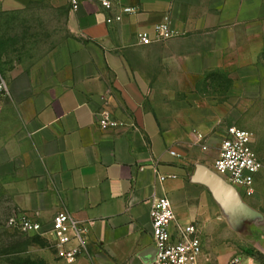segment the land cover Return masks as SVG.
I'll list each match as a JSON object with an SVG mask.
<instances>
[{
    "label": "crops",
    "instance_id": "1",
    "mask_svg": "<svg viewBox=\"0 0 264 264\" xmlns=\"http://www.w3.org/2000/svg\"><path fill=\"white\" fill-rule=\"evenodd\" d=\"M111 1L0 0V206L84 222L87 249L67 264H151L162 197L203 241L230 225L206 182L213 154L184 147L160 111L206 109L216 79L249 77L264 51V0ZM166 20L173 38L139 43ZM103 110L122 125L103 129Z\"/></svg>",
    "mask_w": 264,
    "mask_h": 264
},
{
    "label": "rangeland",
    "instance_id": "2",
    "mask_svg": "<svg viewBox=\"0 0 264 264\" xmlns=\"http://www.w3.org/2000/svg\"><path fill=\"white\" fill-rule=\"evenodd\" d=\"M216 80L221 83L214 88L218 91L208 93L215 103H209L206 109L161 110L164 130L187 149L211 153L215 160L229 127L253 133V147L263 163L255 176V193L248 196L226 190L224 207L230 225L206 236L201 264H233L237 258L264 264V51L254 74ZM7 220V206H0V264H67L58 257L52 240L8 227Z\"/></svg>",
    "mask_w": 264,
    "mask_h": 264
},
{
    "label": "built area",
    "instance_id": "3",
    "mask_svg": "<svg viewBox=\"0 0 264 264\" xmlns=\"http://www.w3.org/2000/svg\"><path fill=\"white\" fill-rule=\"evenodd\" d=\"M96 3L105 9L113 7L111 0H70L72 9L77 10L82 3ZM136 9L124 7L117 14L116 20H122L123 13H133ZM112 21V19H109ZM175 36L169 20L156 26V34L138 35L139 43L150 45ZM9 94V87L0 74V97ZM99 122L103 129L119 127L120 121L115 119L109 110L99 113ZM203 136H200V140ZM254 136L250 131L231 126L222 141L220 154L215 160L216 172L224 180L248 196L255 193V176L263 169V163L253 147ZM207 149V146H204ZM173 155L180 156L176 151ZM167 177L160 176L161 181ZM152 237L155 256L151 264H201L204 256V241L198 223H176L177 215L168 197L156 200L151 209ZM7 226L26 232L36 233L54 242L60 259L75 263L87 249V225L68 212L57 214L50 226L34 220L25 213H17L7 220ZM233 264H261L254 260L235 259Z\"/></svg>",
    "mask_w": 264,
    "mask_h": 264
},
{
    "label": "water",
    "instance_id": "4",
    "mask_svg": "<svg viewBox=\"0 0 264 264\" xmlns=\"http://www.w3.org/2000/svg\"><path fill=\"white\" fill-rule=\"evenodd\" d=\"M206 182L211 187L218 199H221L223 202L225 200V193L227 192V189H230L228 190L230 192L229 194L238 193L237 189L228 184L226 181V183L224 181H221L220 178H218V176L214 173H209L207 175Z\"/></svg>",
    "mask_w": 264,
    "mask_h": 264
}]
</instances>
